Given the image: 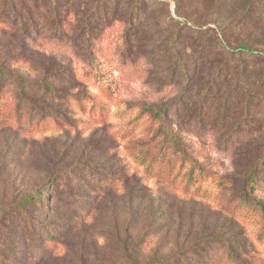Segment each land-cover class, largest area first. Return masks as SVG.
<instances>
[{"label":"rangeland","instance_id":"1","mask_svg":"<svg viewBox=\"0 0 264 264\" xmlns=\"http://www.w3.org/2000/svg\"><path fill=\"white\" fill-rule=\"evenodd\" d=\"M12 1L16 11L23 4L34 9L33 2ZM148 1L157 3L136 31L125 33L120 11L105 25L93 15L90 21L101 34L84 56L47 40L51 32L40 25L26 30L21 9L14 29L0 23V65L22 74L28 84L21 97L13 78H0V202L32 194L40 201L26 208L29 225L6 215L0 264H128L126 245L135 248L139 260L185 249L184 257L201 261L198 240L217 234L244 244L243 264H264V213L237 203L234 191L223 189L227 184L220 177L230 172L232 159L223 151L224 140L193 123H178L181 144L151 141L159 122L144 108L173 102L181 93V84L170 85L167 69L172 18L208 27L222 41L219 49L248 55L242 57L248 64L256 57L252 60L264 67V0ZM183 39L188 45V34ZM44 78L51 94L42 90ZM251 118L264 121V115ZM261 132L264 142V124ZM180 159H197L203 172L189 179ZM79 162L97 165L102 175L134 174L140 187L125 190L119 178L109 193L84 208L77 204L82 199L73 202L75 194L85 197L84 186L73 187L88 183L89 169L69 167ZM259 178L264 183V166ZM250 197L264 203V187ZM221 204L232 216L218 211Z\"/></svg>","mask_w":264,"mask_h":264},{"label":"trees","instance_id":"2","mask_svg":"<svg viewBox=\"0 0 264 264\" xmlns=\"http://www.w3.org/2000/svg\"><path fill=\"white\" fill-rule=\"evenodd\" d=\"M1 1L0 23L14 29L16 17L20 18L18 11L21 9L29 22L22 27L27 30L29 24L34 29L40 25L43 30L51 32L47 40H55L59 45L68 44L70 48L83 56L91 54L93 43L101 34L96 25L90 21L93 15L97 17L95 21L100 22L98 25H105L106 20L111 18L110 14L116 15L120 11L123 17L120 21L125 26V33L130 30L136 31L143 24L142 19L151 16L153 3L156 2L148 0H20L25 4L33 2L34 9L32 11L23 4L16 11L12 0ZM91 2H95L96 5L89 10L88 5ZM99 8L101 12H98ZM175 14L177 17L182 15L177 8ZM135 20H139L138 24ZM171 22L173 33L167 49V69L170 72V85L181 84V93L173 102L162 105L149 104L144 107L159 122L151 141L158 139L159 142H164L165 146H178L183 140L178 123L181 125L193 123L203 133L208 132L211 137L218 138L220 141L224 140L226 149L223 151H226L232 159L230 172L227 171L220 177L222 184H227L223 189L234 191L237 203L255 206L264 213V203L250 197L258 188L264 187L263 180L259 178L264 166V142L260 141L263 136L261 128L264 121L259 118L254 122L251 118L264 115V67H259L257 59L252 60L256 57H250L251 62L248 64L242 59V57L247 58L248 55L240 53L235 55L233 52H224L219 49L218 45L222 41L220 42L215 33L210 34L208 27L203 29L191 23L192 29L187 26L185 20L173 18ZM75 23L79 30L74 29ZM184 34H188V40H190L188 45L183 42ZM46 43H49L51 47L52 43ZM4 77L13 78L21 97L25 96L28 84L24 81L22 74L0 65V78ZM40 84L45 94L52 93L45 78ZM60 116L66 118L63 113H57L55 117ZM44 117H47L46 111ZM171 117H175V123ZM233 138H237L238 141L232 142ZM235 157L242 159H233ZM180 161L182 165H187L186 175L189 179L193 178L194 174L200 175L204 170L202 163L197 159H180ZM81 164L84 165V173L89 169V173H86L88 183L79 181V186L74 185L73 188L77 190L81 188V184L84 186L85 197L75 194L73 202L82 199L77 204L84 205V208L88 207L87 201L96 202L98 198H102L101 194L109 193L119 178H122L125 190L133 185L136 188L140 187V182L134 174L128 176L120 172V177H116L110 172L102 175L97 165L92 163H73L69 167L72 169ZM70 169H65L66 174H71ZM58 184H60L59 181ZM134 190L136 189H131V192ZM39 202L36 194L24 196L15 201L0 202L1 235L8 233V228L3 223L6 215L14 214L19 223L29 225L28 221L31 218L26 208L30 205H38ZM78 208L81 207L78 206ZM217 209L222 214L231 215L227 207L222 204ZM44 234L47 233L44 231ZM48 237L50 238L51 235L47 234ZM198 242L203 246L200 249L201 252L197 253L201 261L184 257L182 252L188 251L185 249L164 255L152 254L139 260L136 257L135 248L128 245L125 246V260L128 264H189L185 263V260L190 264H243L239 259L248 252L244 244L231 242L227 237L218 236V234L204 237ZM131 244L134 246L135 242Z\"/></svg>","mask_w":264,"mask_h":264}]
</instances>
